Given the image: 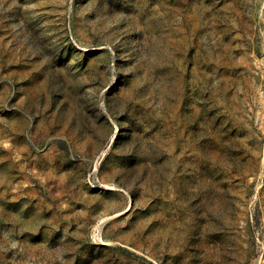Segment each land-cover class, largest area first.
Masks as SVG:
<instances>
[{
    "label": "rangeland",
    "instance_id": "obj_1",
    "mask_svg": "<svg viewBox=\"0 0 264 264\" xmlns=\"http://www.w3.org/2000/svg\"><path fill=\"white\" fill-rule=\"evenodd\" d=\"M0 264H264V0H0Z\"/></svg>",
    "mask_w": 264,
    "mask_h": 264
}]
</instances>
